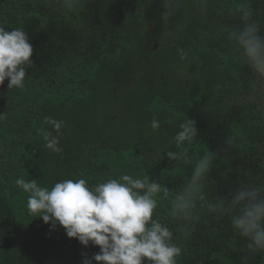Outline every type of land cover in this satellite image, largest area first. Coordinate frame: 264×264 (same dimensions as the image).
I'll return each instance as SVG.
<instances>
[{
	"label": "trees",
	"instance_id": "trees-1",
	"mask_svg": "<svg viewBox=\"0 0 264 264\" xmlns=\"http://www.w3.org/2000/svg\"><path fill=\"white\" fill-rule=\"evenodd\" d=\"M176 2L164 17V0H75L71 8L64 0H0V26L23 29L33 45L24 86H0V264H82L99 251L30 215L15 183L21 177L51 188L127 173L179 191L212 151L210 201L264 180V78L231 39L245 2L264 34V0ZM45 117L63 121L59 134ZM187 119L198 136L189 158L175 163L166 152L183 150L173 138ZM44 131L59 135L61 152L45 147ZM199 215L185 237L160 199L153 218L173 229L178 264H264V251H250L228 215Z\"/></svg>",
	"mask_w": 264,
	"mask_h": 264
},
{
	"label": "clouds",
	"instance_id": "clouds-1",
	"mask_svg": "<svg viewBox=\"0 0 264 264\" xmlns=\"http://www.w3.org/2000/svg\"><path fill=\"white\" fill-rule=\"evenodd\" d=\"M74 3L75 0H64L69 8ZM164 6L167 17L178 5L176 0H164ZM238 11L243 26L232 31L231 39L253 72L264 78V34L258 22L252 20L253 11L246 2ZM32 56L33 45L23 29L0 26V86L7 80L9 90L23 87ZM44 123L58 134L63 125V121L52 117H45ZM160 126L158 119L151 121L153 130ZM197 136L194 120L180 123L173 139L176 147L183 150H169L167 158L175 163L187 160V146ZM43 139L47 149L62 151L59 135L44 131ZM227 143L230 145V141ZM216 157L212 151L202 155L179 191H170L147 176L127 173L91 185L83 178L65 179L51 188L22 177L15 183L28 194L30 215L42 217L53 227L62 226L69 238L78 239L85 247H99L92 257L85 255L82 264H178L183 249L174 241L173 229L158 216L153 218L160 199L169 200L177 231L185 237L189 235V225L199 221L200 212L207 209L218 216L228 215L234 233L247 241L250 251H264V180L239 183L227 197L217 196L212 202L205 184Z\"/></svg>",
	"mask_w": 264,
	"mask_h": 264
}]
</instances>
